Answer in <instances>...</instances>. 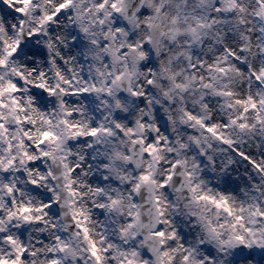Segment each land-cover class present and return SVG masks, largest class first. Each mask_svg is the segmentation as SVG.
<instances>
[{
	"label": "snow or ice",
	"instance_id": "snow-or-ice-1",
	"mask_svg": "<svg viewBox=\"0 0 264 264\" xmlns=\"http://www.w3.org/2000/svg\"><path fill=\"white\" fill-rule=\"evenodd\" d=\"M0 264H264V0H0Z\"/></svg>",
	"mask_w": 264,
	"mask_h": 264
}]
</instances>
